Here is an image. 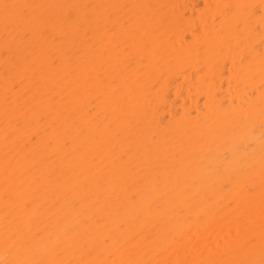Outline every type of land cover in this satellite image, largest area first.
Returning a JSON list of instances; mask_svg holds the SVG:
<instances>
[{
  "label": "bare ground",
  "instance_id": "obj_1",
  "mask_svg": "<svg viewBox=\"0 0 264 264\" xmlns=\"http://www.w3.org/2000/svg\"><path fill=\"white\" fill-rule=\"evenodd\" d=\"M0 264H264V0H0Z\"/></svg>",
  "mask_w": 264,
  "mask_h": 264
}]
</instances>
